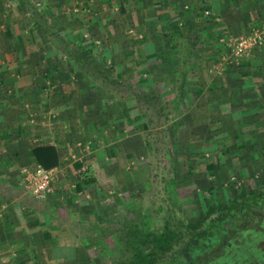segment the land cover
Wrapping results in <instances>:
<instances>
[{
  "label": "rangeland",
  "instance_id": "obj_1",
  "mask_svg": "<svg viewBox=\"0 0 264 264\" xmlns=\"http://www.w3.org/2000/svg\"><path fill=\"white\" fill-rule=\"evenodd\" d=\"M49 1L0 0V13L31 48L51 55L53 73L41 78L53 88L48 95L72 98L61 118L73 169L63 177L53 171L52 191L36 198L24 180L37 165L23 168L14 210L39 217L40 229L54 233H32L27 248L3 249L0 264H119L140 230L175 218L194 221L211 199L230 202L242 188L264 189V0H85L95 7L70 0L53 11L45 3L64 0ZM200 2L210 6L205 14L212 22L199 19L192 43L167 39L180 13L191 18ZM32 5L61 40L95 45L99 61L119 78L121 97L113 82L110 94L70 73L72 63L58 51L64 42L54 46L33 28ZM256 31L262 40L237 55L238 40ZM153 90L160 96L139 97ZM251 219L254 230L264 231V213ZM251 249L252 258L230 264H264V236ZM177 250L181 256L186 247Z\"/></svg>",
  "mask_w": 264,
  "mask_h": 264
},
{
  "label": "trees",
  "instance_id": "obj_2",
  "mask_svg": "<svg viewBox=\"0 0 264 264\" xmlns=\"http://www.w3.org/2000/svg\"><path fill=\"white\" fill-rule=\"evenodd\" d=\"M205 2H200V6L193 5L190 11L191 18H183L185 12L180 13L179 20L173 22V34L170 33V36L164 34L167 36L166 38L175 42L179 41L176 38L180 37L188 43H192L197 26L202 24L199 19L203 18L205 21L208 18L205 11L210 6H205ZM35 7L32 5L30 8L34 21L33 28L48 35L49 41H52L54 46L55 41L64 42L58 46V51L61 54H66L72 63L73 67L70 68V73L74 71L76 74H81L83 78H88L91 83L102 86L110 94L114 91L110 90L108 84L113 82L114 87L117 86L115 92L120 93L117 97H121L119 78L116 79L108 73L105 61H99L95 45L84 48L79 42L61 40L58 31L50 24L44 11ZM208 22H212V20ZM197 32L198 39H205L201 30ZM56 69V71L61 70V67L57 66ZM155 92L153 90L149 94L143 95L144 97L142 95L139 97L148 102L151 96L154 98L160 96ZM32 158L45 169H54L60 164L58 149L52 144L34 147ZM260 213H264V189L262 188L251 190L242 188L230 202L223 199L217 201L211 199L205 212L197 220L186 222L181 218H175L172 224L166 221L162 228L154 231L144 230L145 232H143L140 230L139 236L130 240L126 246L130 256L121 260L119 264H175L173 258L177 257H182V261L176 264H208V260L217 264H230L249 260L253 256L251 244L255 239L264 236L263 230H254L255 225H251V217L256 219L257 215L260 217ZM254 222L256 221L254 220ZM260 226H262L261 223ZM234 233H236L234 237L236 242L231 245L230 239ZM229 242L231 243L229 244ZM179 246L186 247V252L181 256L175 254ZM219 249L223 254L213 253Z\"/></svg>",
  "mask_w": 264,
  "mask_h": 264
},
{
  "label": "crops",
  "instance_id": "obj_3",
  "mask_svg": "<svg viewBox=\"0 0 264 264\" xmlns=\"http://www.w3.org/2000/svg\"><path fill=\"white\" fill-rule=\"evenodd\" d=\"M67 1L70 0L60 1L57 5L45 3V9L62 8ZM80 1L82 7L85 4L95 7L93 1ZM0 9H3L1 5ZM11 20L6 18L4 11L0 13V254L3 249L27 248L30 245L27 237L32 233H46L51 237L54 233L40 229L39 224L43 222L38 215L31 220L25 213L14 210L19 198L13 194L18 191L19 183H24L23 178L19 180L23 177V168L38 165L32 158L33 148L49 144L57 147L60 164L53 171L58 176L63 177L66 171L73 169L68 162L67 141L70 136H64L65 123L61 118L62 113L65 115V108L70 110L72 107V98L63 93L59 98L50 92L48 95L53 88L43 85L41 78L48 73L47 70L53 73V67L47 68L51 55L41 48H31L29 42L12 28ZM77 21L84 25L79 19ZM77 21L68 22L73 30L77 28ZM68 117L70 122L73 121L71 116L65 120Z\"/></svg>",
  "mask_w": 264,
  "mask_h": 264
},
{
  "label": "built area",
  "instance_id": "obj_4",
  "mask_svg": "<svg viewBox=\"0 0 264 264\" xmlns=\"http://www.w3.org/2000/svg\"><path fill=\"white\" fill-rule=\"evenodd\" d=\"M262 38L263 36L259 31H256L253 36H242L235 44L236 54L242 56L248 53V50L257 40H262ZM25 176L24 182L36 198H44L52 191L53 169H45L37 165L33 171L31 170Z\"/></svg>",
  "mask_w": 264,
  "mask_h": 264
}]
</instances>
